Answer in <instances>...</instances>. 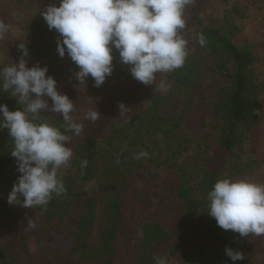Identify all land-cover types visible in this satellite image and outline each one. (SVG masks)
<instances>
[{
    "label": "rangeland",
    "instance_id": "rangeland-1",
    "mask_svg": "<svg viewBox=\"0 0 264 264\" xmlns=\"http://www.w3.org/2000/svg\"><path fill=\"white\" fill-rule=\"evenodd\" d=\"M52 5L59 6V0H0V20L12 26L0 38V69L19 63L20 59L26 60L27 67L37 64L41 67L50 66L56 73L50 76L56 80L57 90L66 94L72 102L79 96V101L73 102V120L80 123L79 117H82L87 124H91V120L84 118L87 111L96 109L101 115L114 104L111 98L120 105H127L131 90L137 83L134 81L115 89L119 86V78H116L130 74V66L120 62L119 54H113V71L99 87L95 86L91 76L86 78L85 84L76 80L75 73L79 69L67 53L55 62L41 56L42 49L38 45L57 46L59 39V34L54 29L49 30L41 15ZM196 12L207 19L210 26L234 28L241 47L247 46L254 55L251 69L262 109L257 123L244 133L241 146L231 156L230 164L228 162L229 166L221 178L244 179L264 185V0H203ZM180 35L186 40L188 53L198 68L201 87L187 95L181 86L168 83L171 87L161 91L156 86L165 79L162 73H158L152 88L141 86L136 90L138 100L145 101L144 108L159 91L161 100L157 114L164 120L177 122L174 142L182 146V150L175 158L176 164L169 167L166 163L145 158L137 160L134 156L142 152L140 145H127V139L112 136L109 125L132 118L140 101L122 110L118 107L112 120L107 121L102 132L104 136L93 156L96 169L94 179L85 183L77 179L73 154L69 165L58 171L60 178L71 183L79 194L109 192L117 197L119 210L116 238L111 244L112 257L84 261L76 254L50 246L54 234L68 235L73 230L80 208H71L70 215L46 226L36 207L25 208L7 202L13 184L21 175L17 172V176L0 190V206L3 209L0 218V264H133L139 252L141 224L146 221L159 224L170 236L167 241L154 242L149 248L148 259L151 264H155V256L167 258L169 264H211L205 257L216 248L217 239L201 220L190 223L182 201L176 196V190L181 174H184L195 193L199 192V169L209 157L219 135L212 105L223 78L211 54L205 47L196 44L194 29L184 27ZM20 43L27 46L28 56L17 52ZM88 93L98 96L97 100L107 93L113 95L93 102ZM9 94L11 96V91ZM9 94L5 91L0 93V104L8 100ZM44 99L50 108L51 99L46 96ZM10 101L16 102V98L11 96ZM44 112L52 117L60 115L47 110ZM67 143L74 144V140L70 138ZM149 155L154 157L153 154ZM102 183L104 186L101 187ZM96 211L97 216L101 217L99 206ZM29 220L35 223V228L28 226ZM97 227L98 219L86 239L90 245L99 243ZM196 237L204 253L198 252L194 245ZM244 255L250 264H264V237H246Z\"/></svg>",
    "mask_w": 264,
    "mask_h": 264
},
{
    "label": "clouds",
    "instance_id": "clouds-1",
    "mask_svg": "<svg viewBox=\"0 0 264 264\" xmlns=\"http://www.w3.org/2000/svg\"><path fill=\"white\" fill-rule=\"evenodd\" d=\"M195 0H59V6H48L41 15L49 30L59 34L57 53L70 57L78 67L79 83L91 76L95 86H101L113 71V50L120 62L129 65L131 76L145 84H154L158 73H171L182 68L188 56L187 42L180 35L185 27V9ZM0 20V38L11 29ZM201 46L207 43L200 34ZM18 47L28 56L24 43ZM26 60L0 69V88L11 91L22 108L10 111L0 104V130L7 129L14 142L11 156L21 173L8 194L10 205L25 208L47 206L54 196L66 192L58 171L69 165L72 150L66 146L70 137L48 122H37L44 111L62 116L65 131L82 135L83 124L73 120L74 103L56 87V80L47 75V66H26ZM161 91L171 87L165 80L156 86ZM51 99L49 108L48 101ZM120 110L126 108L119 105ZM98 111L89 110L85 119L95 122ZM142 151L134 158H148ZM119 163V161H117ZM88 161H81L86 168ZM23 197L21 200L20 198ZM208 212L223 230L240 237H264V185L249 180L219 179L207 194ZM28 226L35 228L31 220ZM233 261L244 260L241 251L225 247ZM155 264H168L165 257H153Z\"/></svg>",
    "mask_w": 264,
    "mask_h": 264
},
{
    "label": "trees",
    "instance_id": "trees-1",
    "mask_svg": "<svg viewBox=\"0 0 264 264\" xmlns=\"http://www.w3.org/2000/svg\"><path fill=\"white\" fill-rule=\"evenodd\" d=\"M203 0L195 2L185 9V29L193 28L196 35V44L198 37L203 34L207 43L203 46L214 58L215 66L222 76L221 84L217 87L216 100L212 105L213 115L216 120V128L219 131L218 139L213 145L209 157L201 165L200 180L198 183V193L190 185L189 179L181 174V178L176 190V196L182 201L186 215L190 223H196L201 220L217 239L215 249L208 252L205 257L211 264H250L249 259L244 255V260L233 262L226 254L225 247H230L234 251H241L245 254L246 238H242L238 233L231 230L221 229L214 218L210 217L208 212L207 194L212 190L215 182L222 179L224 170L230 164V158L243 141L244 133L249 132L257 123L259 112L262 109L261 101L258 97V86L254 82V76L251 65L254 61V55L247 47H241L240 38L236 30L232 27L216 28L207 23V19L198 14L197 7ZM27 48V46H25ZM42 49L41 56L55 62L60 56L57 53V46L50 44L46 47L38 45ZM20 55H23L20 48L17 49ZM118 55L115 49L113 53ZM47 75H55V71L47 66ZM51 72V73H49ZM199 71L190 54L186 58L182 68L176 69L171 73H162L167 83H176L186 90L189 95L201 87L199 82ZM129 74L127 77L118 76L119 86L115 89L136 81L137 85L132 88L130 98L125 106H135L137 111L130 119L115 121L109 125L112 136L118 135L120 138L127 139L126 144L140 145L142 151L153 154L148 155L149 160L166 163L169 167L175 165V158L181 152L182 146L174 142L175 129L177 122L162 119L157 114V107L161 96L158 94L144 108L145 101L138 100L136 90L139 87L152 88L154 85H145L135 80ZM151 90V89H150ZM4 91L0 88V93ZM9 94V92H7ZM81 95V94H80ZM85 95V94H84ZM113 94L107 93L102 98L111 97ZM88 96L91 101L98 102V96ZM10 94L7 101L4 102L10 111L22 108L14 101H10ZM1 100V98H0ZM100 117L91 124L79 117V122L83 124L82 135L77 136L71 130L65 131L66 122L62 116L52 117L47 112H41L37 122H48L56 126L59 130L74 140V144L66 143V146L72 150L73 159L76 168V177L81 182H88L95 177L94 153L103 138L104 127L111 121L116 114L120 104L115 101ZM189 100V99H188ZM79 101V96L73 102ZM143 101V103H142ZM191 100L188 101L190 103ZM111 139V138H108ZM14 149V142L9 136L7 129L0 130V190L17 176V161L11 156ZM87 160L86 168H81V161ZM229 162V164H228ZM64 182L66 192L60 196H54L47 206H36L41 212L45 225H50L55 220H62L65 216L71 214V208H80V213L73 230L68 234H54L50 246L68 251L70 254H76L81 260L92 261L107 256L110 259L113 255L112 242L116 238L117 218L119 202L109 192L79 194L73 189L71 183L61 178ZM104 186V184H100ZM99 206L100 216H97V207ZM3 209L0 206V218ZM98 219V239L99 243L88 244L86 239L95 221ZM139 252L136 254L133 264H151L149 261V248L154 242H165L170 236L157 223L146 221L140 228ZM198 252L204 253V249L199 245V239L194 240ZM108 262L110 260H107ZM169 264V263H168Z\"/></svg>",
    "mask_w": 264,
    "mask_h": 264
}]
</instances>
